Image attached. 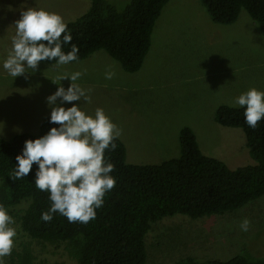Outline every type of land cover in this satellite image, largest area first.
<instances>
[{"label": "rangeland", "instance_id": "1", "mask_svg": "<svg viewBox=\"0 0 264 264\" xmlns=\"http://www.w3.org/2000/svg\"><path fill=\"white\" fill-rule=\"evenodd\" d=\"M127 1L120 0L122 4ZM90 3L0 0V138L37 133L41 120L49 116L46 97L56 91L53 82L59 84L57 77L62 74L79 72L74 83L90 97V102H80L81 109L94 115L102 108L121 129L127 163L158 164L178 157L183 126L192 128L203 154L222 160L229 168L254 163L242 129L214 120L219 105L233 106L235 98L251 88L264 91V35L245 9L234 23L217 24L200 0H169L155 21L148 67L141 73L126 72L104 50L67 65L41 62L27 78H13L3 70L15 22L23 11L43 9L66 22L86 12ZM109 72L111 79L106 78ZM60 83L66 89L70 81ZM61 102L58 97L57 103ZM25 206L22 203L15 211ZM15 211L9 213L17 232L13 249L29 242L37 262L77 264L61 247L30 239L21 230ZM245 219L249 227L242 231ZM144 238L145 264H166L185 256L227 260L243 251L264 257V195L221 215L164 217L152 224Z\"/></svg>", "mask_w": 264, "mask_h": 264}, {"label": "trees", "instance_id": "2", "mask_svg": "<svg viewBox=\"0 0 264 264\" xmlns=\"http://www.w3.org/2000/svg\"><path fill=\"white\" fill-rule=\"evenodd\" d=\"M169 0H91L89 8L76 19L66 21L72 35L64 44L67 53L78 47V61L104 50L126 72L142 66L151 46L156 19ZM210 19L217 24L234 23L242 9L264 35V0H200ZM123 5L121 8L120 6ZM55 62V61H51ZM45 63H50L45 61ZM244 109L219 105L214 120L220 125L241 128L253 164L229 168L222 160L201 151L192 128L183 126L178 135L179 156L158 164H131L125 161L126 148L118 138L116 148L105 152L114 165V188L105 194L96 218L87 224L69 223L54 213L49 222L41 220L51 201L48 193L35 187L34 173L12 179L15 157L24 141L44 135L51 125L44 117L35 134L19 133L0 138V204L15 214L21 230L32 240L61 247L77 264H145V236L153 223L175 214L196 219L221 215L238 209L264 195V120L250 128ZM33 165V169H35ZM6 264H43L36 261L29 242L13 249ZM166 264H264V257L243 251L227 260L199 261L185 256Z\"/></svg>", "mask_w": 264, "mask_h": 264}, {"label": "clouds", "instance_id": "3", "mask_svg": "<svg viewBox=\"0 0 264 264\" xmlns=\"http://www.w3.org/2000/svg\"><path fill=\"white\" fill-rule=\"evenodd\" d=\"M15 29L11 51L2 62L3 70L11 77L27 78L45 61H55L57 65L78 61L77 46L72 45L67 53L62 50L64 44H71L72 35L59 14L28 9L15 22ZM112 75L109 72L106 78L111 79ZM80 76L79 72L62 74L57 77L59 84L53 82L57 88L46 97V106L48 122L55 126L42 136L24 141L10 177L19 180L34 173L35 187L48 193L51 201L48 211L41 214L44 222L59 213L69 223L87 224L96 218L105 194L116 184L111 175L114 165L105 160L104 154L116 148L114 141L121 135V129L102 108H97L94 115L81 109L80 102H90V97L74 83ZM65 79L70 81L66 89L60 83ZM58 97L61 103H57ZM66 103L71 106L65 107ZM233 106L244 109L245 123L255 129L264 120V91L251 88L237 96ZM14 224L8 209L0 204V264H6L4 257L13 250L17 235ZM240 227L247 231L249 221L243 220Z\"/></svg>", "mask_w": 264, "mask_h": 264}, {"label": "crops", "instance_id": "4", "mask_svg": "<svg viewBox=\"0 0 264 264\" xmlns=\"http://www.w3.org/2000/svg\"><path fill=\"white\" fill-rule=\"evenodd\" d=\"M150 50V49H149ZM149 52V51H148ZM148 52H147V54H148ZM147 54H146V56L144 57V60H143V63H142V66L140 67V69L139 70H137V71H135V72H138V73H141V72H143V71H146V69H145V66L146 67H148V58H149V56L147 57ZM130 73H134V72H130ZM134 91H138V89L137 88H135L134 89ZM213 92L214 93H217V91L216 90H213ZM24 108V107H23ZM152 139H150V140H152L153 141V137H151ZM121 139V138H120ZM122 140V139H121ZM154 140H156V139H154Z\"/></svg>", "mask_w": 264, "mask_h": 264}]
</instances>
